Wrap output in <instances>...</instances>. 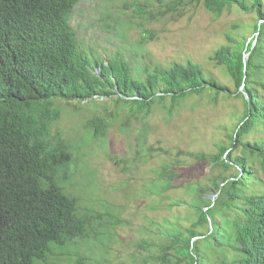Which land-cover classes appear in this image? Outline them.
I'll use <instances>...</instances> for the list:
<instances>
[{
  "label": "trees",
  "instance_id": "obj_1",
  "mask_svg": "<svg viewBox=\"0 0 264 264\" xmlns=\"http://www.w3.org/2000/svg\"><path fill=\"white\" fill-rule=\"evenodd\" d=\"M80 1L0 0V264H46L53 246L98 241L115 225L111 223L117 219L114 212L81 210L80 200L67 189L72 153L60 133L52 134L60 118L55 102L81 104L105 97L114 107L111 118L127 108L129 117L137 120L146 118L154 105L165 107L169 102L171 113L187 98L207 91L214 99L240 96L244 113L229 135L228 146L197 159L209 160L212 168L224 172L236 167L240 173L214 177L211 189L218 195L213 200L206 188L194 187L196 221L188 229L165 232L166 243L158 246L159 255L152 260L157 264H264V192L255 191L258 183L264 186V138L245 140L253 132L264 131L262 0H250L251 5L248 0H157L165 2L167 10L201 5L216 18L232 6L257 12L251 42L229 34L227 44L210 57L234 82V94L192 61L135 74L116 53L115 61L105 65L81 45L71 25ZM149 36L148 31L140 32L142 40ZM87 126L95 138H105L110 127L107 118L99 116ZM238 150L241 153L236 155ZM111 161L118 162L115 157ZM175 179V172L166 167L157 184L166 191ZM205 228L206 233L201 232ZM208 252L217 260L209 261ZM75 264L86 261L79 258Z\"/></svg>",
  "mask_w": 264,
  "mask_h": 264
},
{
  "label": "rangeland",
  "instance_id": "obj_2",
  "mask_svg": "<svg viewBox=\"0 0 264 264\" xmlns=\"http://www.w3.org/2000/svg\"><path fill=\"white\" fill-rule=\"evenodd\" d=\"M248 3L251 5L250 0ZM262 4L264 10V0ZM256 22L255 10L246 13L236 6L226 7L216 18L194 4L167 10L165 2L157 0H81L71 25L81 45L105 65L115 61L116 53L135 74L192 61L234 94V82L210 57L227 44L229 34L251 42ZM142 30L150 33L147 40L141 39ZM54 105L60 118L53 124L52 134L60 133L72 153L68 191L80 200L81 210L114 212L117 219L98 241L53 246L46 264H75L79 258L86 264H157L152 257L166 243L165 232L188 229L197 219L191 190L197 185L206 188L213 200L216 194L211 180L240 173L236 167L224 172L212 168L209 160L197 159L216 155L219 147L229 145V135L244 113L238 95L214 99L207 91L187 98L171 113L169 102L165 107L154 105L146 118L137 120L129 117L127 108L111 118L114 107L105 97ZM95 116L108 120L105 138H95L88 129V121ZM262 138L264 131L253 132L245 140ZM240 153L238 150L236 155ZM113 157L117 163L111 161ZM166 167L175 172L176 179L163 191L157 180ZM255 191L264 192L263 184L255 185ZM216 220L221 222L220 217ZM201 232L206 233V228ZM207 258L217 260L209 252Z\"/></svg>",
  "mask_w": 264,
  "mask_h": 264
},
{
  "label": "water",
  "instance_id": "obj_3",
  "mask_svg": "<svg viewBox=\"0 0 264 264\" xmlns=\"http://www.w3.org/2000/svg\"><path fill=\"white\" fill-rule=\"evenodd\" d=\"M247 56H249V54L248 55H245V57L247 58ZM240 90H243V87L240 89ZM218 194H216V196H217Z\"/></svg>",
  "mask_w": 264,
  "mask_h": 264
}]
</instances>
